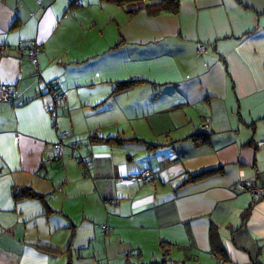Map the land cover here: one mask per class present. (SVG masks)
I'll return each instance as SVG.
<instances>
[{"label":"crops","instance_id":"obj_1","mask_svg":"<svg viewBox=\"0 0 264 264\" xmlns=\"http://www.w3.org/2000/svg\"><path fill=\"white\" fill-rule=\"evenodd\" d=\"M1 84L15 97L0 101V264H264V195L232 190L264 188V0H181L155 17L0 0ZM145 168L157 178L122 182ZM208 169L221 172L186 183ZM22 187L44 198L16 199Z\"/></svg>","mask_w":264,"mask_h":264},{"label":"trees","instance_id":"obj_2","mask_svg":"<svg viewBox=\"0 0 264 264\" xmlns=\"http://www.w3.org/2000/svg\"><path fill=\"white\" fill-rule=\"evenodd\" d=\"M104 1H107L108 3H111V4H114V5H117L119 7L124 8L125 11L129 15H134V14H137L138 12H140L141 10H145L147 12V14L149 16H151V17L158 16V15H160L162 13H173V14H176V13L179 12L180 6H181V0H104ZM121 43H122V41H121ZM121 43H119V44H121ZM57 81L58 80H55V81L50 82L48 84L52 85L53 89L60 94L61 93V90H60L61 86H59L57 84ZM142 82H144V81H142L140 79H134V80L119 82L112 94H114L116 92L123 91V90H127V89H129V88H131L133 86H137L138 84H140ZM48 88H49V86H48ZM14 97H15V93H14ZM14 97H13V99H14ZM59 104H60V101H58V106H59ZM57 111H58V107H57ZM205 123H208V125H209L210 124L209 119H207V121H205ZM205 123H201V128L208 129L209 127L208 128H204L203 127V125ZM191 138H193L195 142L200 144V143L206 142L207 138H209V137L205 136L204 134L201 137V134H197V135L191 136ZM101 140H105V141H108V142L116 144V145H121L124 142L130 141V140L141 141L140 139H137V138L128 139V138H121V137L101 138ZM148 146L151 149H155L157 147L156 145H151V144H148ZM54 160H56V159H54ZM54 160H51V161H54ZM144 170H149L152 173L153 176L150 179H145L144 178V179H141L139 181H134V182H130V183H146V182H151V181H153V180H155L157 178V173L154 170L150 169V168H145L143 170L135 171V172L142 173ZM220 170L221 169H208V170H204V171H201L199 173L190 175L189 178L186 180V183L201 181L203 179H206L208 176L214 175L217 172H221ZM130 174L131 173L127 174L124 177H127ZM122 182H123V180H122ZM248 182H255V181H245L244 179H241L240 181H238L237 183L232 185V190L233 191L243 192L239 188H236V187L238 186L239 183L247 184ZM124 183H126V182H124ZM14 196H15L16 199H21V198H44V195H41L40 193H37L35 190H33L30 187H22V188H20L19 190H17L14 193ZM214 232H215L214 228H212L211 229V235L212 236H214ZM164 246L166 247V245H164ZM43 247H46L49 251L57 252V249H55L53 247H49V246H43Z\"/></svg>","mask_w":264,"mask_h":264},{"label":"built area","instance_id":"obj_3","mask_svg":"<svg viewBox=\"0 0 264 264\" xmlns=\"http://www.w3.org/2000/svg\"><path fill=\"white\" fill-rule=\"evenodd\" d=\"M26 50L31 57V59L37 64V56L39 52L41 51L40 44L36 41H32L29 45H27ZM207 46L202 44L198 48V53L200 55H203L207 52ZM57 84L61 86V81L58 80ZM47 86H49V92L50 96L52 98V103L49 106V111L52 115V117H55L57 114V107H58V101L61 98H65L64 95L61 93L59 94L57 91H55L52 87V85H49L47 83ZM14 87L8 84H1L0 85V101L4 102H11L14 97ZM204 128H208V123H205L203 125ZM71 135V131L69 130H63L59 132L56 142L53 144L54 149V156L50 158L49 160L59 159L64 155V146H65V140ZM152 173L149 170H144L142 173L133 172L127 177L122 178L123 182L130 183L134 181H139L141 179H150L152 177ZM236 188H239L243 192H249L251 193L255 198L259 199L264 195V188L261 186H258L256 182H248L247 184L239 183Z\"/></svg>","mask_w":264,"mask_h":264}]
</instances>
